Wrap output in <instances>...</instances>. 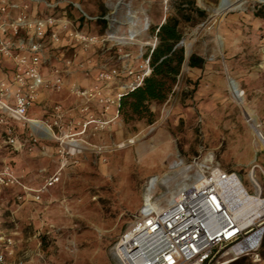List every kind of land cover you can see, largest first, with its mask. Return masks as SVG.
<instances>
[{"label": "rangeland", "instance_id": "1", "mask_svg": "<svg viewBox=\"0 0 264 264\" xmlns=\"http://www.w3.org/2000/svg\"><path fill=\"white\" fill-rule=\"evenodd\" d=\"M50 1L68 3L70 18L88 33L113 31L124 37L132 15L148 19L149 30L124 46L134 68L140 66L136 56L151 51L158 27L177 17L185 62L168 98L151 104L153 123L125 119L122 107L117 116L102 115L93 105L92 115L105 125L92 124L85 131L70 120L54 126L61 140H53L52 153L48 145L27 138L16 150L0 144V169L10 166L21 183L6 188L0 200V245L11 242L7 263L120 264L114 247L140 222L142 210L165 207L206 165L236 172L251 192L254 172L264 196V147L247 122L254 114L263 131L264 3L243 0L235 9L219 12L220 0ZM73 4L106 21L84 22ZM182 13L189 18L182 19ZM193 55L204 60L202 67L189 66ZM116 57V51L107 52L105 63L122 64ZM229 79L244 91L241 103L234 99ZM69 94L67 89L47 90L42 115L33 119L53 124L54 106L69 108ZM72 139L80 144L75 155L66 146ZM42 157L49 160L41 164ZM54 176L59 181L47 186ZM259 255L257 263L252 255L239 261L264 264V240Z\"/></svg>", "mask_w": 264, "mask_h": 264}, {"label": "built area", "instance_id": "2", "mask_svg": "<svg viewBox=\"0 0 264 264\" xmlns=\"http://www.w3.org/2000/svg\"><path fill=\"white\" fill-rule=\"evenodd\" d=\"M68 5L50 0H0V58L12 65L10 78L0 77V144L15 149L24 146L16 133L17 124L31 128V136L38 134L31 127L35 119L29 113L44 90L67 89L77 100L69 108L54 106L53 124L44 123L56 136L53 127L62 126L64 121L72 120V124L85 131L92 124L103 127L106 122L95 119L91 107L99 108L102 115L112 112L117 116L124 97L140 88L152 73L151 54L157 45L156 36L151 51L136 56L139 68L128 63L132 55L123 51L124 46L149 30L148 19L140 21L132 16L124 37L113 31L104 35L88 33L81 30L78 20L70 18ZM73 5L86 23L106 21L90 16L78 4ZM72 49L85 55L97 51L102 56L114 50L122 64L108 65L107 58L103 59L95 82L81 87L66 80L72 70L85 65L76 63ZM197 173L165 207L158 210L146 206L142 210L140 222L128 229L114 247L120 264H225L249 255L255 263L261 261L264 196L258 181L251 177L254 190L246 187L242 191L238 182L242 180L235 172L206 165ZM58 181L59 178L51 177L47 186ZM16 185L21 183L12 168L7 165L0 169V194ZM225 189H238L240 196L252 195L253 207L236 215L229 207ZM10 243L0 245V264H11L7 263ZM227 255L231 256L228 260Z\"/></svg>", "mask_w": 264, "mask_h": 264}, {"label": "trees", "instance_id": "3", "mask_svg": "<svg viewBox=\"0 0 264 264\" xmlns=\"http://www.w3.org/2000/svg\"><path fill=\"white\" fill-rule=\"evenodd\" d=\"M182 19H188L185 13L179 14ZM102 22H105L104 20ZM180 20L169 17L156 31L157 45L151 54L152 73L143 85L136 91L127 94L122 101V112L125 119H146L153 123L155 113L152 103H163L171 94L177 77L185 62L184 49L179 47L181 33ZM204 60L199 56L189 58V66L202 67ZM231 264H242L239 260Z\"/></svg>", "mask_w": 264, "mask_h": 264}, {"label": "crops", "instance_id": "4", "mask_svg": "<svg viewBox=\"0 0 264 264\" xmlns=\"http://www.w3.org/2000/svg\"><path fill=\"white\" fill-rule=\"evenodd\" d=\"M65 45H68L67 41H65ZM71 54H72V56H74L76 63L85 64V65H84V67H79V68L76 67L74 70H72L71 74H69L66 78L67 82L68 83H76L77 85H79L81 87H87V86L92 85L95 82L96 74H97L99 65L103 61L104 56L100 55L97 51L96 52L93 51L90 55H85L84 53L80 52L78 49H72ZM11 70H12V65L10 63L6 62L4 59L0 58V77L4 78V79H9L11 74H12ZM45 93H47V90H44L42 92L41 99L34 106V108L30 111L29 117L31 119H33V117L34 118L38 117V115L42 112V103L45 102L47 99L45 97ZM69 95L72 98V102L70 104V107H72L76 104L77 100L71 94H69ZM40 115H42V114H40ZM259 118L263 123V131H264V105H263V110L261 109L259 111ZM26 131L29 132L32 130L29 127L23 128L21 125L17 124L16 133L19 137V140L23 141L25 138H27L25 141H29V142L35 141V142H39L41 145H48V148L51 151V148H52L51 143L53 142L54 139H49V137L47 135L42 134V133L36 134L34 136H31V134H29V136L27 137ZM12 149L16 150L15 148H12ZM51 153H52V151H51ZM48 160L49 159L47 157H42L40 159V163L44 164ZM254 160H255V158H253V161ZM211 166L213 167V165H211ZM221 170H223V169H221ZM243 180L247 181L244 178H243ZM24 183H26V181H24ZM27 183H28V185L30 184L28 181H27ZM14 188H19V187H14ZM6 191L7 190H5L2 194H0V200L2 199L3 195L5 196V194L7 193Z\"/></svg>", "mask_w": 264, "mask_h": 264}, {"label": "bare ground", "instance_id": "5", "mask_svg": "<svg viewBox=\"0 0 264 264\" xmlns=\"http://www.w3.org/2000/svg\"><path fill=\"white\" fill-rule=\"evenodd\" d=\"M242 1L243 0H220V4H219V7H218V11L219 12H224L226 10L228 11L229 9H235L237 7V5H235V4H239ZM256 1H258L259 3H264V0H256ZM134 11L135 10H133V12ZM229 87H230V90L232 92V95H233L234 99L237 102L241 103L243 101L244 91L239 87V84L235 80L229 79ZM247 122L252 127V129L254 130L255 135L257 136V138L261 142L262 146L264 147V132L262 131L261 125L258 122V120L255 117V115L252 114V113H250L247 116ZM31 127H32L33 131H37L38 134L39 133H42V134L47 135L49 137V139L57 140V136H55L50 131L49 127H47L44 123H42L39 120L35 119L32 122ZM58 140H61V139L58 138ZM63 142H64V140H63ZM78 142L79 141L73 140V139L67 142V145L66 146L70 150V153L73 154V155L78 154L81 151V150H79L80 144H78ZM212 160H213L212 158H209L207 161H212ZM180 165L181 164H175L174 167H178ZM251 177H254V179H255V173L254 172L250 175V178ZM238 182H239V186L242 189V191L243 190L246 191L247 188L243 184V182L240 181V180ZM152 185L153 186L157 185L155 180L152 182ZM237 190L238 189H236V190L234 189V191L231 192V191H228V190L225 189L224 191L226 193L227 200L229 201V207H230V209L236 215H242V214H245L246 212H248L253 207V202L251 200H254V198H253L252 195L249 194L248 195L249 197H248L244 193H243L242 196H240V190L239 191H237ZM175 197H176V194L171 197V199L169 200V202H171ZM243 197H244L243 201L238 202ZM254 197H256V196H254ZM229 262H231V261H228L225 264H227V263L229 264Z\"/></svg>", "mask_w": 264, "mask_h": 264}]
</instances>
